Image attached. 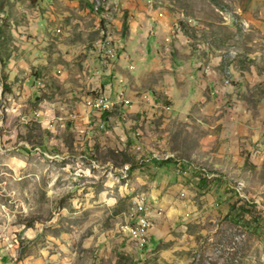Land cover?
<instances>
[{
    "label": "rangeland",
    "instance_id": "obj_1",
    "mask_svg": "<svg viewBox=\"0 0 264 264\" xmlns=\"http://www.w3.org/2000/svg\"><path fill=\"white\" fill-rule=\"evenodd\" d=\"M263 118L264 0H0V264H264Z\"/></svg>",
    "mask_w": 264,
    "mask_h": 264
},
{
    "label": "built area",
    "instance_id": "obj_2",
    "mask_svg": "<svg viewBox=\"0 0 264 264\" xmlns=\"http://www.w3.org/2000/svg\"><path fill=\"white\" fill-rule=\"evenodd\" d=\"M95 109H109L108 108V101H97L95 102ZM139 213H146V204H142V212ZM132 216V215H131ZM130 216V217H131ZM152 224L149 221L147 216L136 217L134 218V223L128 225L126 231L128 236L134 240L135 242L140 243L142 246L144 243L148 241L149 233L151 230Z\"/></svg>",
    "mask_w": 264,
    "mask_h": 264
},
{
    "label": "crops",
    "instance_id": "obj_3",
    "mask_svg": "<svg viewBox=\"0 0 264 264\" xmlns=\"http://www.w3.org/2000/svg\"><path fill=\"white\" fill-rule=\"evenodd\" d=\"M133 31H135L134 30V28H129V34H128V38H129V42H134V39H136V37L134 36L135 34L133 33ZM135 45V46H134ZM132 44V45H129V48H132V50L133 49H135L136 48V43L135 44ZM145 46H146V43L144 44ZM153 52V51H152ZM146 54H145V48H144V56H142V57H138V58H141V60L142 61H146ZM120 59L121 60H123L122 59V56L120 55ZM111 60V59H110ZM108 84H104L103 86H102V88L100 89V90H98V93H103V95H106L107 97H109L110 99H113L114 97H115V94H113V91H111L109 88H108ZM115 91H117V90H115ZM149 92H152V94H164V93H166V91L165 90H147V94H149ZM195 92L198 94L199 93V90H195ZM194 92V93H195ZM208 92H210V90H208ZM131 93H133V95L136 93L135 92V90H132V92L130 91V90H126V99H128L130 102H134L135 100H134V98H133V96H132V94ZM146 94V95H147ZM118 106V105H117ZM117 106H115L116 107V109H119ZM125 106H127V105H125ZM124 106V107H125ZM123 107V106H122ZM186 108H188V107H186ZM147 110V109H146ZM150 110V109H149ZM118 111H120V110H118ZM263 123H264V118H263ZM263 123L261 124L262 126H263ZM258 125H260V123H257ZM257 124H255V125H253V127L254 126H256ZM262 131V133H263V137H264V129H262L261 128V130H260V132ZM259 132V133H260ZM9 264H14V263H9ZM16 264H20V263H16Z\"/></svg>",
    "mask_w": 264,
    "mask_h": 264
},
{
    "label": "bare ground",
    "instance_id": "obj_4",
    "mask_svg": "<svg viewBox=\"0 0 264 264\" xmlns=\"http://www.w3.org/2000/svg\"><path fill=\"white\" fill-rule=\"evenodd\" d=\"M95 9H98V6L95 7ZM59 31V30H58ZM105 44L104 46H101V52H104V54H107L108 59H112L113 58V52H112V48H111V40L107 37V39L105 40ZM103 43V42H102ZM129 70H133L134 66H129L128 67ZM108 101V108L109 109H96L97 111H100V113H105L106 111L109 112L112 109H114L115 106L117 105H128V101H125L123 98L118 97L115 101L110 100L107 96L103 95V96H99V98H97L96 100L92 101L89 103V105L91 107H95V102L97 101ZM142 204H146L145 200L142 198L139 200V202L137 203V211L142 212Z\"/></svg>",
    "mask_w": 264,
    "mask_h": 264
}]
</instances>
